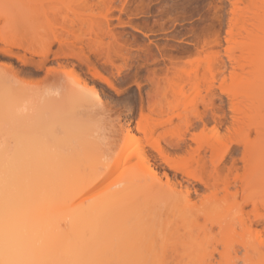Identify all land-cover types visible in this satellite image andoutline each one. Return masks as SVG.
I'll return each mask as SVG.
<instances>
[{"label":"bare ground","instance_id":"obj_1","mask_svg":"<svg viewBox=\"0 0 264 264\" xmlns=\"http://www.w3.org/2000/svg\"><path fill=\"white\" fill-rule=\"evenodd\" d=\"M228 2L229 114L187 95L210 88L213 63L157 98L134 82L115 110L105 89L127 87L82 41L63 53L74 83L58 62L46 90L0 82V264H264V0ZM106 34L108 60L119 35Z\"/></svg>","mask_w":264,"mask_h":264},{"label":"rangeland","instance_id":"obj_2","mask_svg":"<svg viewBox=\"0 0 264 264\" xmlns=\"http://www.w3.org/2000/svg\"><path fill=\"white\" fill-rule=\"evenodd\" d=\"M81 1L0 0V48L11 49L28 60L22 62L0 52V82L10 85L14 93L19 89L46 90L50 86L46 70L57 68L58 62L63 63L64 81L74 83L69 59L63 53L70 42L82 41L88 43L83 53L89 55L93 67L121 83L119 90L127 87L119 95L105 89L106 98L115 110L126 113L130 106L126 102L136 94L134 82L144 84L142 90L151 91L157 98L168 88V77L182 83L178 76L183 71L199 64L202 73L205 65L213 63L220 70L210 88L201 84L198 89L187 90V95L212 98L215 105L230 113L228 0H85L83 4ZM109 29L119 39L111 44L107 60L105 42ZM94 36L106 39L102 45H89ZM43 52L48 56L44 66H34L30 59H37ZM128 78L131 83L123 84ZM88 94L90 98L95 96ZM137 112L135 108L134 118ZM213 125L211 119L208 126ZM3 140L0 134V144Z\"/></svg>","mask_w":264,"mask_h":264}]
</instances>
